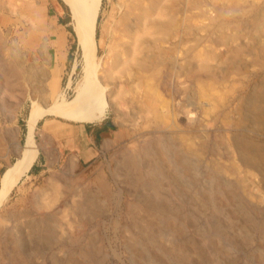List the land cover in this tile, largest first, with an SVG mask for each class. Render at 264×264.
I'll return each instance as SVG.
<instances>
[{
    "label": "rangeland",
    "instance_id": "rangeland-1",
    "mask_svg": "<svg viewBox=\"0 0 264 264\" xmlns=\"http://www.w3.org/2000/svg\"><path fill=\"white\" fill-rule=\"evenodd\" d=\"M9 1L17 8V13L0 11V36L6 48L3 47L2 52L0 49V64L5 65H0V70L5 71L3 77L13 88L4 99L11 106L20 95L23 100L14 120H9L0 106V138L2 135L7 140L12 137L19 145L18 154L14 151L0 153V188L5 171L27 149L29 136L33 137V144L28 149H35L38 154L35 165L33 163L29 172L20 178L0 209V264H15L13 260L17 257L23 264H264L263 172L247 163L233 143L239 130L236 121L241 118L240 99L250 88L264 81V0H194L198 4L193 0L169 1L172 4L166 1L170 6H166L168 13L164 19H172L175 24L178 21L177 31L173 32L185 34L182 40L181 36L171 33L161 42L165 48H172L165 55L168 64L184 63L187 52L204 56L207 50L219 57L223 54L226 59L214 62L219 77L216 80L203 78V82L201 79V82L196 79L191 82L183 73L182 76L172 75L174 72L168 66L160 67L164 71L157 70L160 74L157 81L153 76L144 78L148 74L143 75L133 67L132 74L137 70L143 76L141 80L146 82L140 88L125 84V78L118 76L124 72H117L114 81L103 79V70L114 53V25L126 2L131 0H101L95 28V53L90 55V60L95 77L101 81L100 87L105 88L108 101L105 116L115 122L119 134L105 148L101 159L84 164L77 158L70 162L57 159L58 150L48 134L50 123L61 118L53 114L41 116L30 134L28 120L34 107L33 90L25 78L15 77L8 66L15 49L23 57L21 68L29 72L35 67L47 71L50 77L46 87L48 98L40 100L44 106L54 108L63 97H75L88 57L78 38L72 10L64 0ZM213 18L242 25L241 32L235 28L228 30L231 33L228 35L234 36L228 44L250 49L236 59L239 66H245L246 70L242 69L245 71L238 73L227 67L230 54L226 45L197 44L206 34L204 29L215 21ZM217 20L215 22H219ZM45 57H48L47 62ZM55 71L56 76L52 74ZM150 78L153 80L147 83ZM175 86L188 90L182 100L185 109L199 117L203 122L201 129L208 131L210 143L205 149L201 148L196 133L187 132L188 128L176 119L171 109ZM152 93L158 102L164 103L160 106L162 111L159 107L157 110L164 117L155 110L147 111L145 105ZM188 99L195 105L188 103ZM157 123L165 125L171 134L172 139H165L172 151L169 154L166 144L165 150L160 146L159 137L150 139L147 133ZM244 131L264 146V133L250 125L244 126ZM147 139L148 145L144 143ZM151 146L156 152L163 149L165 158L172 154L194 155L195 162L190 161V164L196 163V168L192 166L195 170L181 175L172 163L153 156L148 151ZM212 151L217 156H212ZM127 156H135L133 163H129ZM40 158L47 162L44 168L36 167ZM126 164L127 167H123ZM215 165L222 167L221 175L215 173ZM155 167L164 176L157 187L153 181ZM139 173L143 174V180ZM55 188L59 190L56 199L61 198L60 208L56 211L38 209L34 195L46 194L42 197L50 199ZM228 191L235 195L230 196ZM133 204L139 208L134 207L132 211L130 205ZM161 207L165 214L161 213Z\"/></svg>",
    "mask_w": 264,
    "mask_h": 264
},
{
    "label": "bare ground",
    "instance_id": "bare-ground-1",
    "mask_svg": "<svg viewBox=\"0 0 264 264\" xmlns=\"http://www.w3.org/2000/svg\"><path fill=\"white\" fill-rule=\"evenodd\" d=\"M64 1L67 3V5L72 10V16H73V18L76 22V25H77V29H76L77 31L76 32H77L78 38L84 46V50H85L84 52L87 55V56L86 55L85 56L88 57L87 58L88 60H86L87 65L85 67V73H84L85 75H84L83 79L80 81V83H78L76 86L75 97H73L72 99H65L63 97L64 100L62 99L63 101L61 103L56 104L57 106L54 105L55 106L54 108L49 107V105L46 106V104H45V106L42 105L41 103H43V101H40V100H45L48 98V94H47L48 91H47L46 87H47V81L49 80L50 77H49V74L47 73V71L44 69H38L36 67L35 68L33 67L34 70L29 72V71H26L24 69V67L21 68V62H22L21 60L23 59V57L21 56V54H19L20 52L15 50L14 48H13L14 50L12 51L13 53L11 54L12 61H10V63L8 61V66H9V68H12V70L14 71L15 77H17L18 79L21 76L23 78H25L29 82L31 89L33 90L32 92L34 95H32V98L33 99L35 98V101H34V105H33L34 107L32 109L31 115H30V119L28 120L29 121L30 134H31V131L33 130V128L36 126V123L38 122V120L40 119L41 116L43 117L44 115L53 114L54 116L61 118L62 120H68V121H72L74 123H81V124H92V123L101 122L104 119V117L106 115V110L108 108V101L106 99L107 96L105 97V92H104L105 88L103 90L102 89L103 86H102V88L100 87L101 81L99 82L97 77H95V72H93V68L91 67L92 62L90 60V55H93V53H95V47H96L95 28H96V24L98 21L97 17L99 15L101 0H64ZM166 1L169 3V1H171V0H131V1H129V3H128V1L126 2L125 6L123 7L124 9H122V12H121L119 18H117L118 21L116 20L117 22L114 25L115 26L113 29L114 42L112 45L113 46L112 50H114L113 51L114 53H112L113 56H112L111 60L110 61L108 60L109 61L108 66L106 67L105 70H103L104 81L106 79L107 82H110V80H112L113 78H116L115 74H117V72H120V73L124 72V74L121 73L118 76H120V78L121 77L125 78V81H124L125 84L132 83L133 84L132 86L136 85L134 87L140 88L142 86L143 82L146 83L145 81L141 80V78H143V76L141 77V75L139 74L140 72H142L141 74H143V75L148 74V76H146V77L144 75V78H149V76L150 77L153 76L155 78V80L158 81V74L159 73L157 72V70H161L160 67L166 68V66L170 67L171 70H173L174 73H171L172 75L175 74L177 76H180L183 73L185 76H187L186 79H189L190 81L191 80L194 81L193 79H196L199 81L201 79V81H202L203 78H205V80L206 79L216 80L219 77V74L217 73L218 71L215 68L214 62L218 63V61L221 59L224 62V60L226 58H223V56H224L223 54L221 57H219V55L217 56L215 53L213 54V53H211V51L209 52V50H207V52H205L204 56L199 55V54L197 55L194 52L193 53L187 52L184 56V59H183L184 63L172 62V64L170 65V64H168L169 62L168 63L166 62L167 58L165 59V55L167 53L171 52L172 48H169V49L165 48L166 46L165 47L162 46V44L164 42L162 44H161V42L167 36H169L171 33H173L177 36H181L182 40L185 39V37L183 36L185 34L182 33L183 31H179L178 34L173 32L176 25L179 24L178 21L175 24V22L172 19H164L165 15L168 13V9H167L168 5L172 4V3L167 4ZM195 2L196 1H194V3ZM176 3H179V2H176ZM194 8H196V7H194ZM1 10L7 11L8 13H12V14L17 13V8L14 6L13 3H10L9 0H0V11ZM221 12H220V15L223 14V13L221 14ZM171 14L174 15V13H171ZM248 14H250V12ZM168 17L170 18L171 16H168ZM221 17H219V18H221ZM234 17H236V16L234 15ZM237 18L239 20V17H237ZM213 19H215V18H213ZM226 19H229V18H226ZM234 19L236 20V18H233L232 20H234ZM216 20L217 19H215V21ZM223 20H224V18H223ZM238 20H237V22H238ZM217 21H219V20H217ZM227 21H219V22H215V23L212 22L211 23L212 25L210 26V28H208V27H207V29L203 28L205 30L206 34L204 36H201L200 40L197 41V44L200 46L201 44H203V42H205V43L209 42L211 45L212 44L213 45L214 44H222V45L224 44V46L226 45V47H227L226 51L230 54L229 55L230 59L227 58V61L229 62V63H227V67L229 69L235 70L236 72L240 73L241 71L243 72L246 69H245V66L244 67L241 66L242 64L239 66L240 63L237 64L236 59L239 56H241L243 51H248L250 49H248V47L246 48V47L237 46V45L232 46V45H230V43L228 44V42H229L228 40L233 39V37H234L233 35H232L233 37L228 35V33H229L228 30L235 28V30L237 29L238 32H241V30H243V29H242L241 24H239V25L233 24L230 21L229 22H227ZM242 21H244V20H242ZM258 24H260V22ZM208 25H209V23H208ZM253 25H255V23L252 24V26ZM261 25H262V23H261ZM188 26H190V25H188ZM179 27H181V26H179ZM185 27H186V25H185ZM262 29H263V27H262ZM186 30H187V28H186ZM232 30H234V29H232ZM175 31H177V30L175 29ZM190 31H192V30H190ZM246 33H247V31H246ZM229 34H231V33H229ZM181 37H180V39H181ZM2 40H3V38L1 39V36H0L1 52L5 48V45H4L5 43H3L4 40L3 41ZM260 43L262 44V40L260 41ZM168 46H170V45H168ZM263 47H264V45H263ZM263 47H262V49H263ZM251 49H252V47H251ZM5 50H6V48H5ZM175 52H176V50H175ZM44 56H45V54H44ZM91 57H93V56H91ZM173 57H174V55H173ZM45 58H46V62H47L48 57H45ZM170 58L172 59V57H170ZM92 60H93V58H92ZM257 61H259V60H257ZM22 64H24V62ZM0 65H1V67L5 66L2 64H0ZM254 65L255 64L253 61V66ZM222 66H224V65L222 64ZM260 66H262V65H260ZM133 67L134 68L136 67L137 70H139L140 72H138L136 70V73L134 72L135 74H132V71L134 69ZM242 69H245V70H242ZM161 71H164L163 68ZM219 71L221 73V70H219ZM3 72H5V71H3ZM3 72L0 70V106L6 112L7 118L9 120H14L16 117L15 112L19 108V106H21L23 97H21V95H20L19 99L18 100L16 99L17 100V101H15L16 103L12 104V106H11V104L10 105L6 104V101L4 98L10 96V93L13 90V88L6 83L7 79H5L3 77ZM21 74H23V75H21ZM52 74H54L56 76L58 73L55 71ZM124 78H123V80H124ZM152 78L148 79L147 83L148 82L150 83V80ZM212 80H211V82H212ZM112 81H114V80H112ZM196 83H197V81H196ZM191 85H192V87H195V86H193V84H191ZM210 85H212V84L210 83ZM16 87L17 86H15V88ZM176 88H179V90ZM172 89H173V96H172L173 103H171L170 105H171L172 111L175 112L174 114H175L176 119H178L179 121L184 123V126H186L189 130V131L187 130V132L196 133V136H198V138H199V141H200L199 143L201 145V148L205 149L207 147V145L210 143V142H208V139H209L208 131H207V129H201V126H203L202 125L203 122H201V119L199 117L194 116V114L191 113L190 110L185 109V106L182 102L183 98L186 97V96H184V94H186L188 92V90L186 92L185 88H180L179 86L178 87L175 86ZM239 90H240V88H239ZM181 93H182V95H181ZM20 94H21V92H20ZM203 95L204 94H202V96ZM150 98H148L147 104L144 103V104H146L145 107L147 108V111L152 109V110H155L156 112H158L157 111L158 107L161 110L162 108H160V106L163 107L162 104H164V103L158 102L157 96L153 95V93H152V95H150ZM186 101H189L188 103H190V104L192 103L193 105H195V103L190 99H188ZM240 102H241V108L240 107H238V108H239V114H240L241 118L238 121H236L237 122L236 125L239 127V130H238V133L233 138L234 139L233 143H234V146L236 147V149H238L240 151L241 156H244V160L248 161L247 163H250L254 167L255 166L259 167L260 170L263 172V177H264V146L257 144L256 141H253L251 138H249L246 134V131H244V126L250 125L254 129L259 130V133H264V81H261L259 84H257V86L250 88L249 93L247 92L246 94H244L241 97ZM4 105L6 107H4ZM139 106H141V105H139ZM165 106H168V105H165ZM164 109H166V108H164ZM166 112H167V110H165L164 114H166ZM169 112L170 111H168V114H169ZM158 113H160V112H158ZM160 114L163 115L162 112ZM172 114H173V112H172ZM163 117H164V115H163ZM163 121H165V120H163ZM164 124H166V123L164 122ZM162 125L163 124H161V123L160 124L157 123V124L152 125L150 131L147 133H148V135H150V137H149L150 139L154 138L155 136L159 137L160 138V146L162 145V148L164 149V147H165L164 144L168 143L165 139H167V138L172 139V137L170 136L171 134L168 131L169 129H167V127L165 125H163V126ZM203 133H206V134H203ZM32 138H31V136L28 137L27 149L22 151L21 155H19L20 156L19 160L16 163L10 164V166L8 167V169L5 171V173L3 174L2 178H1L0 209L3 206V204L6 202V200L8 199V196L11 193L12 189L20 182V178L29 172L31 166L33 165V163L36 159V156H37L36 154H38L37 153L38 151H35V149L34 150L28 149V147H30V145L32 143ZM148 139L144 141V143L147 145L149 144ZM13 141H16V144H13ZM261 144H263V143H261ZM12 146H17L15 148V150H17V151L12 149L11 148ZM163 149L162 150L159 149L161 151L156 152V151H154V149L151 146V147H149V150L148 149L147 150L151 154H153V156L157 157L158 160H162V159L165 160L166 159L169 163H172L174 165V168H176V170L179 171L181 175L187 174L188 172L191 173V171L195 170L193 167L196 168V163H194V166L190 164L191 163L190 161L195 162L194 161L195 159L193 157L194 155L192 156V154H190L192 157L191 158L190 155L183 154V153L179 154V155L172 154L170 156L168 155V157L165 158L167 155H165L164 150L167 149V152H166L167 154H169V152H172V151H170L169 144H166L165 149L164 150ZM18 150H19V145H18L17 140H15V139L13 140L12 137H10V139L7 140L4 137V135H2V138H0V153L5 151V152H7V154H10L12 151H14V153L18 154L17 153ZM211 150H213V149H211ZM34 152H35V154H34ZM219 152H220V150H219ZM211 155L215 156L216 155L215 151H212ZM127 157H128L127 160H129V163L130 162L133 163V160H134L133 158L135 156H133V157L127 156ZM136 158H137V156H136ZM140 163L142 164L141 161H140ZM124 166L126 168L127 164L123 165V167ZM215 166H217V165H215ZM153 169H155L154 170L155 175H154L153 181H154V185L157 187L159 184V180L161 181L162 179H164V176H163V174L159 168L155 167ZM214 171H215V173L221 175L223 169H222V167L217 166V167H215ZM138 175L141 179L143 178V174L141 175L139 173ZM263 180H264V178H263ZM148 181H150V180H148ZM160 184H162V183H160ZM263 184H264V182H263ZM100 187H103V186H100ZM220 187L218 189H220ZM86 189L87 190L85 193H87L89 188L87 187ZM58 193H59V190L55 188L54 196H52L50 199L42 197V195H46V194L34 195V201H35L36 207H38V209H46V210L49 209L51 211L58 210L61 206V203H62V202L58 203L61 198L59 199V197H58L56 199V197L58 196ZM229 194H230V196L235 195V193L231 192V191L229 192ZM134 207L139 208V205H137V204L130 205V208L132 211L134 210ZM140 207H141V205H140ZM150 208L155 209V207L154 208L150 207ZM145 209L146 208H144V210ZM161 209H162L161 213L165 214L164 208L161 207L160 210ZM136 215H137V213H136ZM0 216H2V215H0ZM135 239L138 240V238H135ZM179 251H180V249H179ZM13 261L15 264H23L24 263V261H22V259L19 257L14 258Z\"/></svg>",
    "mask_w": 264,
    "mask_h": 264
},
{
    "label": "crops",
    "instance_id": "crops-1",
    "mask_svg": "<svg viewBox=\"0 0 264 264\" xmlns=\"http://www.w3.org/2000/svg\"><path fill=\"white\" fill-rule=\"evenodd\" d=\"M49 127L51 132L48 135L58 150L57 159L70 162L71 159L77 158L81 164L101 159L105 148L112 144L119 134L117 125L107 116L101 122L92 124L59 119L51 122ZM46 165L47 162L41 158L40 163L36 162L37 168H44Z\"/></svg>",
    "mask_w": 264,
    "mask_h": 264
}]
</instances>
